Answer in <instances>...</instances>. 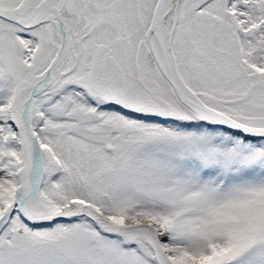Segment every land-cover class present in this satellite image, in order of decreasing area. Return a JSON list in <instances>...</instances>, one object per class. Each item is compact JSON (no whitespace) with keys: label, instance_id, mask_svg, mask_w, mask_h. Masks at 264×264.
Listing matches in <instances>:
<instances>
[{"label":"snow or ice","instance_id":"6c2138e0","mask_svg":"<svg viewBox=\"0 0 264 264\" xmlns=\"http://www.w3.org/2000/svg\"><path fill=\"white\" fill-rule=\"evenodd\" d=\"M0 264H264V0H0Z\"/></svg>","mask_w":264,"mask_h":264}]
</instances>
